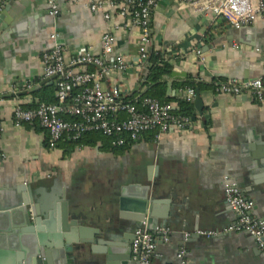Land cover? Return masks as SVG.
I'll list each match as a JSON object with an SVG mask.
<instances>
[{
	"label": "crops",
	"instance_id": "1",
	"mask_svg": "<svg viewBox=\"0 0 264 264\" xmlns=\"http://www.w3.org/2000/svg\"><path fill=\"white\" fill-rule=\"evenodd\" d=\"M9 0H0L4 12ZM48 0H19L10 11L17 31L0 28V98L13 101L10 87L23 88L33 82V90L21 92L23 102L38 98L33 92L42 87L44 64L41 53L61 45L71 60L76 54L90 51L101 54V37L108 23L100 13H93V0H57L60 13L52 17ZM0 15V16H1ZM213 26V25H212ZM211 27L208 17L194 14L176 0L157 4L151 21L153 48L170 59L173 72L187 73V78L165 77L166 97L177 108L178 99L190 77L214 83L229 80L264 78V17L253 27L260 38L258 47L234 41L205 48ZM56 34V40L51 38ZM139 34L121 31L118 50L129 58L138 52ZM200 49L203 57L195 50ZM142 73L130 71L120 82L126 98L143 95ZM119 78V77H116ZM54 83L55 80H52ZM173 93H169V83ZM114 79H104L109 89ZM26 93V94H23ZM204 112L187 132H169L158 141L148 133L143 140L125 150H113L102 142L95 146L72 149L62 143L57 149L48 146L49 134L38 124L17 127L10 103L3 110L4 150L0 161V203L9 205L18 187L29 183L44 188L56 208L52 219L45 220L47 242L58 262V250L69 242L82 243L72 264H131V245L135 230L147 221L139 220V204L148 198V186L162 184L171 194L159 223L175 231L170 242H157V264H264V250L245 233H230L212 239L191 237L183 232L222 231L235 224L237 214L225 201V178L236 183L255 206L252 215L264 219V103L250 97H231L207 90L201 93ZM26 105V104H25ZM151 199V198H150ZM63 203L78 206L87 215L82 225L64 229ZM52 230V232L47 230ZM156 229V228H155ZM28 235L20 228L0 222V264H18ZM187 251L185 260L179 258Z\"/></svg>",
	"mask_w": 264,
	"mask_h": 264
},
{
	"label": "built area",
	"instance_id": "2",
	"mask_svg": "<svg viewBox=\"0 0 264 264\" xmlns=\"http://www.w3.org/2000/svg\"><path fill=\"white\" fill-rule=\"evenodd\" d=\"M160 1L162 0H93L89 9L93 13H100L109 24L101 37V54L85 51L68 60L61 45L41 53L43 80L55 78L57 102L46 104L37 99L23 102L19 94L33 90V82L26 83L23 88L10 87L8 92L14 97L13 101L0 98V161L6 159L3 110L8 102L16 126L38 124L49 134L48 146L51 150L57 149L59 143L68 138L76 141L90 132H98L109 138L116 149L126 148L141 142L148 133H154V140L158 141L172 131L187 132L202 119L196 115H177L173 104L162 103L149 96L139 94L127 100L126 92L119 84L126 81L124 77L130 71L141 74L146 64L147 71L151 68L149 58L155 50L151 21ZM176 1L187 5L194 14L208 17L211 26L224 20L229 28L240 29L252 26L259 17H264V0ZM47 3L51 16L57 17L60 13L57 0H48ZM3 8L4 5L0 7V15ZM121 31L136 32L140 36L138 52L132 58L118 50ZM57 37L56 34L51 36L53 40ZM195 52L203 57L200 49ZM104 79H114V85L104 89ZM215 85L218 94L247 96L254 102L264 103L262 77L248 80L233 78ZM196 93L193 88H186L182 97L193 104ZM224 193L226 203L237 214V222L222 231L183 232L184 241L187 242L193 236L212 239L230 233H245L264 250V219H257L252 215L254 201L247 199L240 187L227 177ZM173 234L175 231L167 227H157L150 231L146 224H141L134 232L131 264H157L155 258L158 240L168 243ZM186 254L187 251L183 248L179 254L183 263H186Z\"/></svg>",
	"mask_w": 264,
	"mask_h": 264
},
{
	"label": "water",
	"instance_id": "3",
	"mask_svg": "<svg viewBox=\"0 0 264 264\" xmlns=\"http://www.w3.org/2000/svg\"><path fill=\"white\" fill-rule=\"evenodd\" d=\"M19 0H9L8 4L0 16V28L9 32V38L11 39L12 33L17 31V26H14L15 17H12L10 11L14 3ZM260 38L261 35L257 33L253 27H242L240 29H229L222 36L218 37L214 43L205 48V51L213 48L216 44L234 41L242 44L258 47L256 39ZM148 64L142 72L144 76L147 72ZM187 73L184 72H173L172 78L183 79L187 78ZM52 80L55 78H49L44 80L41 85H53L56 84ZM172 83H169V93H173ZM26 94V93H23ZM194 114L200 116L204 112V101L200 91H197L196 98L194 101ZM1 193V192H0ZM148 195L144 201H142L137 211L140 214L139 220L142 222L147 221V228L150 231L155 230L157 227H161L159 223L163 220L165 224V213L163 212L162 206L169 204L171 200V194L168 193L166 188L156 183L154 186H148ZM151 198V199H150ZM56 205L53 204L52 196L44 188H35L29 183L18 187L15 191V196L9 205L4 206L0 203V222L7 228L14 227L20 228L24 233L28 235V240L23 252L19 254L17 261L18 264H72L75 259V253H79L83 250L82 243L70 244L67 242L63 248L60 247L58 250V262L53 259V251H50L51 247L47 242L46 225L45 220L52 219L53 211ZM70 218V225L78 226L82 225L83 221L87 219V215L79 211L78 206H72L71 209L66 203H63V222L64 229H67V219ZM52 232V230H47ZM134 238V236H133Z\"/></svg>",
	"mask_w": 264,
	"mask_h": 264
},
{
	"label": "trees",
	"instance_id": "4",
	"mask_svg": "<svg viewBox=\"0 0 264 264\" xmlns=\"http://www.w3.org/2000/svg\"><path fill=\"white\" fill-rule=\"evenodd\" d=\"M227 22L224 20L218 21L215 25L211 26L208 30L206 41L211 42L215 40V36L219 33H223L228 29ZM149 63L151 68L149 69L147 75L144 77L142 85L143 87L147 88L148 90L143 94L144 96H149L155 99H158L162 103H170V99L166 97L165 92V77L172 74L173 66L170 64L168 60L165 59L161 52L152 51ZM91 70H94L91 67ZM226 80L222 78L215 79L214 83H205L201 81H196L192 77L188 79L185 83L186 88H193L196 92L200 91L203 93L207 90H216V83H223ZM34 97L39 99L40 103L46 104H54L57 102L56 98V89L54 87H42L40 90H37L32 93ZM128 100V98H127ZM130 100V99H129ZM178 106L175 108L174 112L177 115L184 116V117H195V108L194 103L186 102L183 97L179 98ZM68 120H72V118H68ZM98 142H102L107 146H111V140L107 137H104L101 133L98 132H90L85 134L82 138L74 141L71 139H66L61 143L63 145H67L72 149L76 147L82 146H95ZM59 143V145L61 144ZM58 145V146H59ZM115 152L125 150V148L116 149L114 148Z\"/></svg>",
	"mask_w": 264,
	"mask_h": 264
},
{
	"label": "rangeland",
	"instance_id": "5",
	"mask_svg": "<svg viewBox=\"0 0 264 264\" xmlns=\"http://www.w3.org/2000/svg\"><path fill=\"white\" fill-rule=\"evenodd\" d=\"M103 88H104V86H103ZM105 89V88H104ZM110 144H112L111 142H110ZM111 147L114 149V147L111 145Z\"/></svg>",
	"mask_w": 264,
	"mask_h": 264
}]
</instances>
